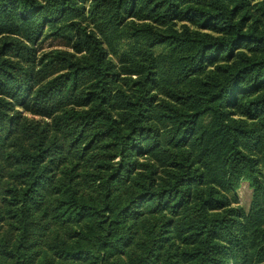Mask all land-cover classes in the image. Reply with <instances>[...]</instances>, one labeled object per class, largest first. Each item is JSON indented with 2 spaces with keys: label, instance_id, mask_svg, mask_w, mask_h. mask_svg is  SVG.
<instances>
[{
  "label": "trees",
  "instance_id": "1",
  "mask_svg": "<svg viewBox=\"0 0 264 264\" xmlns=\"http://www.w3.org/2000/svg\"><path fill=\"white\" fill-rule=\"evenodd\" d=\"M0 264H264V0H0Z\"/></svg>",
  "mask_w": 264,
  "mask_h": 264
},
{
  "label": "rangeland",
  "instance_id": "2",
  "mask_svg": "<svg viewBox=\"0 0 264 264\" xmlns=\"http://www.w3.org/2000/svg\"><path fill=\"white\" fill-rule=\"evenodd\" d=\"M27 45V49L30 50L31 58L28 59L24 52H21V61L24 64H33L34 71H41L40 74H44L45 71L41 69V58L44 52H49L55 49L58 50H69L63 43L61 39H54L52 37H44L42 35L37 39L34 43H25ZM17 110L28 118H33L31 114L26 112L20 106L17 107ZM254 201V191L253 188L249 185L247 181H242L234 194V199L232 201L231 206L235 208L241 209L246 215L249 214L251 207Z\"/></svg>",
  "mask_w": 264,
  "mask_h": 264
}]
</instances>
